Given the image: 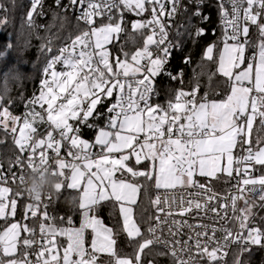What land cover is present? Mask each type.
<instances>
[{"label":"snow or ice","instance_id":"obj_1","mask_svg":"<svg viewBox=\"0 0 264 264\" xmlns=\"http://www.w3.org/2000/svg\"><path fill=\"white\" fill-rule=\"evenodd\" d=\"M55 5L58 11L45 8V0H31L27 25L44 27L36 17L53 11L63 27L68 15L59 12L66 11L80 31L57 52L51 40L41 44L47 59L38 94L25 103L23 117L10 111L11 101L0 103V127L14 134L19 152L26 153L15 161L21 170L26 164L31 174L55 176V193L65 184L79 192L81 221L76 227L69 216L68 227L57 226L48 203L25 189L34 202L24 207L23 218L39 215L37 234L29 223L9 219L17 215L16 197L23 193L9 199L12 189L0 187V264H104L100 253L108 254L110 264H143L146 250L157 245L178 264H218L227 252L218 253L229 245H237L240 255L252 246L264 248V216L257 219L253 211L264 209V137L252 135L257 122L256 131L264 130V0H219L221 35L204 45L202 60L215 66L209 80L221 78L220 97L199 95L197 75L189 90H175L166 105L152 102L157 78L166 74L184 85L182 70L167 71L173 50L182 46L170 38L176 17L209 19L196 0H55ZM125 13L138 18L127 21ZM6 23V16L0 19V25ZM129 26L143 38L132 52L121 43ZM184 32L193 42L207 35L202 26H187ZM5 54L0 51V57ZM18 76L5 74V95L8 81ZM84 128L95 130L92 142L82 138ZM11 179L16 181V173ZM18 179L26 183L23 174ZM221 180L236 181L230 201L213 191L212 181ZM0 182L7 184L8 177L0 174ZM149 187L157 191L155 211L135 218L141 189L147 194ZM47 197L52 199V191ZM104 206L118 209L113 226L98 215ZM186 214L223 223L219 228L190 224ZM230 222L239 230L227 227ZM165 226L167 239L160 234ZM184 228L189 231L181 241L176 237L185 234ZM217 232L224 234L222 240ZM125 234L132 253L121 256L118 240Z\"/></svg>","mask_w":264,"mask_h":264},{"label":"trees","instance_id":"obj_2","mask_svg":"<svg viewBox=\"0 0 264 264\" xmlns=\"http://www.w3.org/2000/svg\"><path fill=\"white\" fill-rule=\"evenodd\" d=\"M4 2L6 8L5 12L7 23L3 25L0 30V51H6L3 57H0V97H3L1 103L8 105L11 101L10 111L14 115H21L25 112V103L30 99L33 93L38 94L40 80L42 79L43 67L46 64V57L39 51L41 44H47L51 40L54 48H59L65 43L70 42L67 38L71 35L74 37L80 29L77 28V21L75 16L70 12L60 11L59 15H68V19L63 22L61 27V20L59 16L53 19V11H58L55 5V0H46L45 8L49 6L53 11H48L45 15V19L36 17V23L38 25H44L41 27L32 28L26 23V14L30 10L31 0H0ZM5 9L7 11H5ZM3 18V15L1 16ZM133 18L131 15H126V20L131 21ZM215 38L210 35L202 37L199 42H193L188 38L186 33L183 36V45L179 53L175 54L174 60L171 62V71L177 74L181 70L183 71L184 85H181L179 80L173 81L165 74L164 78L157 80V86L161 94L162 102H166L174 96V91L180 88L189 90L192 84L195 82V77L199 75L200 92L199 95L203 96L208 94L209 98H219L223 93V84L219 76L213 77L209 80V76L215 71V66L210 62L202 60V50L204 45L214 41ZM143 38L137 33H133L129 29L122 33L121 43L125 44V50L132 52L142 45ZM11 43L12 49H8L7 45ZM185 57H190L191 62L185 63ZM59 67V66H58ZM10 72H18V78L8 81L7 95L4 94L3 85L5 83L4 76ZM164 75V74H163ZM101 111L104 109L101 108ZM102 124V120L99 121ZM258 128V122L254 124L253 137H264V130L256 131ZM13 135L11 133L3 132L0 127V172H6L16 165L15 161L17 156L22 159L26 157V153L19 152L18 147L15 145ZM95 130L83 129V138L89 141L94 140ZM25 166H27L25 164ZM66 174H70L68 169H65ZM140 182L147 184L140 178ZM233 185V180L226 183L221 188V192L228 191ZM53 191V211L57 217V226L67 225V218L70 216L75 225L79 223L80 212L78 210V197L79 192L71 189H67L66 184L64 189L60 193ZM18 192V191H14ZM156 190L149 187L147 194L141 189L139 208L135 209V216L139 218L142 212L145 217L152 214L155 211V206L152 203ZM75 198V199H74ZM151 198V199H150ZM19 206L17 211V217L15 220L23 221L24 212L23 209L27 205L25 198H18ZM259 207L253 209L256 213V218L264 216V209L258 210ZM258 210V211H257ZM118 209H114L109 206L100 207L98 215L108 226H113L114 217L117 214ZM60 217H64V222L60 221ZM2 223V221H0ZM119 254L121 256L132 253V247L126 243V236L122 235L118 240ZM147 255L143 256V262L152 261L154 264H172L171 259L167 254L157 247H152L151 251H146ZM164 252V255L159 253ZM104 264L109 261L107 258H102ZM246 264H264V248H254L250 253L244 254L243 262Z\"/></svg>","mask_w":264,"mask_h":264},{"label":"built area","instance_id":"obj_3","mask_svg":"<svg viewBox=\"0 0 264 264\" xmlns=\"http://www.w3.org/2000/svg\"><path fill=\"white\" fill-rule=\"evenodd\" d=\"M63 2L67 3L68 0H63ZM185 2H187V0H185ZM196 3L200 5V11H201L202 15L208 16L209 19L208 20H202L199 17H193L191 15L178 14L177 17H176V26L172 29L171 36H170V38L174 39L175 42H177V43L182 42V45H183V36H184V33H185L184 32V27H187V26H202V27H204L207 30V34L210 35V36H213L215 38V40L217 39V37H219L221 35L222 17L220 16L219 9H218L219 0H196ZM45 5H46V0H45ZM64 12H66V11H64ZM40 18L41 19H45V16L40 17ZM41 28L43 29V27H41ZM177 31H179V33H180L179 36L176 35ZM213 31H215V34H213ZM253 39H255V36H253ZM181 48H182V46L180 48H177V49L173 50L171 58H170V63L167 66V71L172 73V74H174V73L171 71V62L174 60L175 54L179 53ZM53 49H54V52H57V50H58L57 48H53ZM164 77H165V74L164 75L161 74L157 78V80L159 78H164ZM157 80H156V88H157V91H158V95H155L153 97V101L152 102H153V104L166 105V102L164 103L161 100L162 98H161V94H160L158 86H157ZM199 92H200V89H199ZM37 110H39V109H37ZM82 138H83V136H82ZM61 154H62V156L65 157V159L71 160V157L67 156V153L64 151V149L61 150ZM50 163H51V161H50ZM12 173H16L17 179H16L15 182H13V180L11 179ZM0 174H3V175L8 177L7 184H5L3 182H0V186H8L11 189H13L14 191L16 190V191L22 192L23 195L21 197L25 198V200L27 201V204L34 202L32 200V198L28 195L27 191L25 190L26 189L25 184H20L19 179H18L21 174H23L25 176V178H27L28 175L31 174L30 170L27 168V166H25L24 169L21 170L19 165L16 164V165L12 166L11 169L6 170V172H0ZM257 175H258V173H257ZM235 183H236V181L233 180V185H235ZM231 189H232V192L234 193L235 189L233 187H231ZM50 191H52V190H50ZM160 191L162 192L163 190H160ZM213 191L218 193L221 197L227 196L228 200L230 201L231 194L229 193V190L226 191V192H217V191H215L213 189ZM47 193L42 195V201H44L45 203H48L49 207H48L47 211L49 212L50 215L54 216L56 218V220H57V217H56V215H55V213L53 211V202H54V200H53V191H52V199L50 201L48 200ZM156 194H157V191L155 192V195ZM155 195H154V197H155ZM238 205L242 207L243 206V201H238ZM258 210H260V208ZM218 211H219V209H218ZM159 215L162 216L163 214L161 213ZM201 215H203V214H201ZM176 218L180 219L179 216H177ZM183 219H187L188 223H190V224L208 223V224H210V225H212L214 227H217V228H219L221 226V224L223 223V221L216 222V221H211V220H206V219L205 220H201L198 217L193 219L191 216H189L187 214L185 215V217ZM56 220H55V223H56ZM72 222H73V224H75L74 221H72ZM26 223H29L30 226L36 227L37 234H39V215H38L37 218H33L31 221H26ZM227 227L232 228L233 231H238L239 230L238 226L235 224V222L228 223ZM188 231L189 230L187 228L182 229V232L185 233V234L182 235V236L176 237V238L177 239H181V241L187 239ZM160 234L165 239L169 238L168 234H167V226L164 227L163 233H160ZM24 235H27V234H24ZM223 235L224 234L222 232H217L216 233L217 239H220V240H222ZM155 247L160 248L161 250H163L167 254V256L169 257V259H171L172 264H178V262L170 254H168L167 249H165L163 245H157ZM259 247L260 246H252V249L259 248ZM225 251L227 252V255L224 256L223 257V261H219L218 264H236V260L237 259H240L243 262L245 253L243 255H240V251H239V248H238L237 245H234V244L233 245H229L227 248L222 249L221 253H218V255H221ZM31 258L35 259L34 257H31ZM183 258L187 259V254H183Z\"/></svg>","mask_w":264,"mask_h":264},{"label":"clouds","instance_id":"obj_4","mask_svg":"<svg viewBox=\"0 0 264 264\" xmlns=\"http://www.w3.org/2000/svg\"><path fill=\"white\" fill-rule=\"evenodd\" d=\"M56 182L57 178L50 174H29L25 187L31 193L32 198L36 199L50 191Z\"/></svg>","mask_w":264,"mask_h":264},{"label":"rangeland","instance_id":"obj_5","mask_svg":"<svg viewBox=\"0 0 264 264\" xmlns=\"http://www.w3.org/2000/svg\"><path fill=\"white\" fill-rule=\"evenodd\" d=\"M5 3L4 2H2V1H0V19H3L5 16V12H4V14H3V10H4V8H6V6L4 5ZM3 15V18H1V16ZM126 15H131L132 16V20L131 21H133V20H135V19H137L138 17H136L134 14H131V13H125V18H126ZM2 27H3V25H0V30L2 29ZM122 35V34H121ZM54 48V47H53ZM0 103H1V101H0ZM2 128V127H1ZM2 130H3V128H2ZM3 132H5L4 130H3ZM10 133V132H9ZM89 142H92V141H89ZM229 181H227V182H225V180H221V181H219V182H217V181H212V187H213V189L215 190V191H217V192H221V188H223L225 185H226V183H228ZM0 187H4V186H0ZM8 187V186H7ZM141 194V193H140ZM13 195H14V190L12 189V191L9 193V199H11V198H13ZM17 198V201H18V198H20V197H16ZM139 199H140V196L138 197V202H139ZM18 206H19V201H18ZM17 211H18V208H17ZM134 215H135V209H134ZM17 217V215L15 216V217H9V219L12 221V222H21V223H26V221L23 219V221H20V220H15V218ZM135 218H136V216H135ZM103 220V219H102ZM80 221H81V215H80V219H79V223L78 224H73L74 226H76V227H78L79 226V224H80ZM106 224V223H105ZM107 225V224H106ZM63 227H68V225H64ZM22 235H24V233H22ZM125 236H126V234H125ZM60 240H64V238L63 237H60L59 238ZM147 251V250H146ZM19 254V253H18ZM107 258L108 259V263L107 264H110V257L108 256V254L107 253H100V254H98V259H102V258ZM142 259H143V256H142ZM143 264H145L144 262H143ZM146 264H154L152 261H150V262H147Z\"/></svg>","mask_w":264,"mask_h":264},{"label":"crops","instance_id":"obj_6","mask_svg":"<svg viewBox=\"0 0 264 264\" xmlns=\"http://www.w3.org/2000/svg\"><path fill=\"white\" fill-rule=\"evenodd\" d=\"M71 190H73V189H71ZM75 191H77V190H75Z\"/></svg>","mask_w":264,"mask_h":264}]
</instances>
